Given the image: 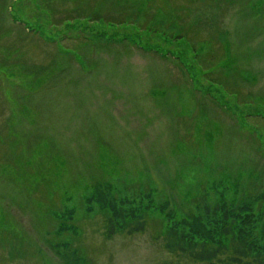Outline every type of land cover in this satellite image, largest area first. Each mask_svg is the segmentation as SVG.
<instances>
[{"label":"rangeland","instance_id":"374dc122","mask_svg":"<svg viewBox=\"0 0 264 264\" xmlns=\"http://www.w3.org/2000/svg\"><path fill=\"white\" fill-rule=\"evenodd\" d=\"M218 204L263 243L264 0H0V264H200L164 231Z\"/></svg>","mask_w":264,"mask_h":264},{"label":"trees","instance_id":"16d2710c","mask_svg":"<svg viewBox=\"0 0 264 264\" xmlns=\"http://www.w3.org/2000/svg\"><path fill=\"white\" fill-rule=\"evenodd\" d=\"M96 197L95 199H102L105 207L108 203L105 198L108 196ZM123 204L125 202L110 205L108 208L105 233L109 237L118 230L131 234L142 232L145 228L146 222L142 214L132 213L123 208ZM204 214L207 216L205 221L200 217L195 218L199 224L195 221H172L166 226L165 248L170 252L186 255L200 264H264V241L260 243L250 236L258 219L251 207L206 205Z\"/></svg>","mask_w":264,"mask_h":264}]
</instances>
